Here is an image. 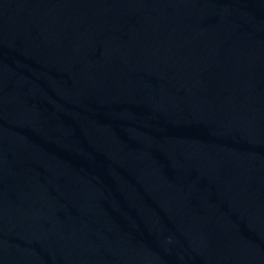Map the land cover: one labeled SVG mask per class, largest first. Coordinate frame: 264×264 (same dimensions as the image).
I'll return each mask as SVG.
<instances>
[{
    "label": "water",
    "instance_id": "obj_1",
    "mask_svg": "<svg viewBox=\"0 0 264 264\" xmlns=\"http://www.w3.org/2000/svg\"><path fill=\"white\" fill-rule=\"evenodd\" d=\"M0 264H264V0H0Z\"/></svg>",
    "mask_w": 264,
    "mask_h": 264
}]
</instances>
